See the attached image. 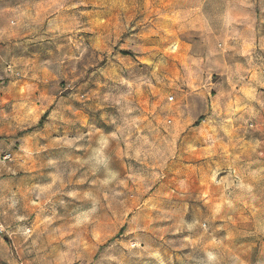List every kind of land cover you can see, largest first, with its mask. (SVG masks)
<instances>
[{"label":"clouds","instance_id":"obj_1","mask_svg":"<svg viewBox=\"0 0 264 264\" xmlns=\"http://www.w3.org/2000/svg\"><path fill=\"white\" fill-rule=\"evenodd\" d=\"M0 264H264V6L0 0Z\"/></svg>","mask_w":264,"mask_h":264},{"label":"rangeland","instance_id":"obj_2","mask_svg":"<svg viewBox=\"0 0 264 264\" xmlns=\"http://www.w3.org/2000/svg\"><path fill=\"white\" fill-rule=\"evenodd\" d=\"M224 4V0H204L205 10L208 12H215L219 10ZM258 4L264 6V0H258ZM54 156H59V153H53Z\"/></svg>","mask_w":264,"mask_h":264}]
</instances>
